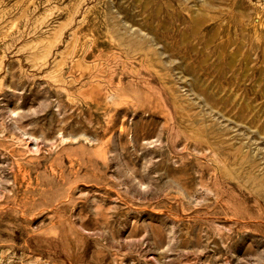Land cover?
I'll list each match as a JSON object with an SVG mask.
<instances>
[{
  "label": "rangeland",
  "instance_id": "1",
  "mask_svg": "<svg viewBox=\"0 0 264 264\" xmlns=\"http://www.w3.org/2000/svg\"><path fill=\"white\" fill-rule=\"evenodd\" d=\"M0 264H264V0H3Z\"/></svg>",
  "mask_w": 264,
  "mask_h": 264
},
{
  "label": "bare ground",
  "instance_id": "2",
  "mask_svg": "<svg viewBox=\"0 0 264 264\" xmlns=\"http://www.w3.org/2000/svg\"><path fill=\"white\" fill-rule=\"evenodd\" d=\"M2 1L3 0H0V3ZM60 30H61V26H59L58 28H55L51 32L47 42H45V44L41 47V51H39L36 55L32 56L33 59H37L40 63L46 62V60L48 59V57L50 55V52H51V49L53 46L52 45L53 42L58 39V36H59L58 34H59ZM74 42H75V38L72 37L65 43V48L58 53L60 59L58 60L57 63H55L51 66L49 76H50V78L53 79L54 83H56L59 86L65 85L67 83L62 76V68L65 65L66 60L72 59L71 66H70L71 71H79L82 74V76H85L86 74H88V72L91 69V65L84 62V60L82 59L81 53L77 54V55L74 53V50H73ZM83 49H84V43L81 42L79 44V50L83 51ZM72 82L73 81H70V85L73 84ZM86 83H88L86 85V86H88L87 88L92 90V94H94L97 105L101 106L103 104H106L107 103V97L105 96V94H102L99 91V86L96 85L95 88H93L91 86L92 81H87ZM81 89H82L81 87L76 89L75 91L70 89L69 93L71 95L74 93H77V92L79 93L81 91Z\"/></svg>",
  "mask_w": 264,
  "mask_h": 264
}]
</instances>
